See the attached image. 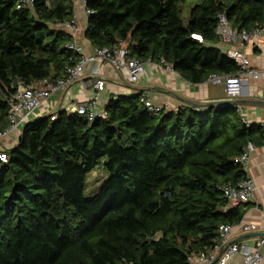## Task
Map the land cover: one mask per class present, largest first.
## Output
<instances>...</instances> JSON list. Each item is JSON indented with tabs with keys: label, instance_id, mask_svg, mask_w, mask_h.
Segmentation results:
<instances>
[{
	"label": "trees",
	"instance_id": "trees-1",
	"mask_svg": "<svg viewBox=\"0 0 264 264\" xmlns=\"http://www.w3.org/2000/svg\"><path fill=\"white\" fill-rule=\"evenodd\" d=\"M85 1L92 48L127 43L128 58L163 61L192 84L238 70L218 47L219 14L237 30L264 24V0H193L186 24V0ZM72 19V0H0V130L17 81H54L80 60L56 27ZM141 95L110 97L92 122L61 109L24 125L0 161V264H191L220 245L219 226L240 223L247 204L222 188L246 179L236 159L264 145L263 127L236 105L153 112ZM97 165L107 177L85 199Z\"/></svg>",
	"mask_w": 264,
	"mask_h": 264
},
{
	"label": "built area",
	"instance_id": "built-area-1",
	"mask_svg": "<svg viewBox=\"0 0 264 264\" xmlns=\"http://www.w3.org/2000/svg\"><path fill=\"white\" fill-rule=\"evenodd\" d=\"M12 1L15 2L16 8L30 7L32 5V0ZM80 1L84 6L86 1ZM84 13L87 16L91 12L84 9ZM217 19L216 35H218L221 45H224L225 54L235 63L238 70L235 74L231 75H210L205 82L213 85L222 84L227 99H238L241 95L243 83L249 78L256 79L259 75H264V72L260 73V71L252 69L245 54L241 50L232 47V45L235 43L243 44L258 37L264 30V24L251 31H245L232 28L224 14H219ZM56 27L71 33L73 42L66 44V47L80 54V60L74 65L66 66L63 77L54 81L43 80L38 83L27 85H24L21 81L16 82L15 87H13V93L5 97V102L8 106L7 126L4 130H0V143L4 141V139L11 137L12 134L18 131L21 132L25 124L35 120L38 116L35 112L53 95L57 93L67 94L71 84L82 80L85 68L88 65H92L89 74L96 76L93 83V92L89 99L79 102L69 111L85 116L89 122L106 115L104 108L99 105L100 94L104 90V80L99 74V64L105 63L111 65L116 70L120 71L130 84L136 83L145 73V62L134 58H128V49L126 46H123V43H119V45L113 48H93L90 54H82L81 48L74 42V34L77 32L74 20L57 23ZM192 37L196 38L199 42L202 41L200 36L192 35ZM159 63L161 65L165 64L168 70H171L170 65L163 61ZM140 100L150 111H167L166 106L153 104L147 99L146 95L142 94ZM56 112L57 111L46 110L41 116L49 115L50 119L53 120ZM241 119L247 125L249 124L244 118L241 117ZM259 124L264 129V123ZM5 149H9V147L7 148L0 144L1 162H6ZM253 150L254 146L251 143H247L236 161L245 167L249 155ZM254 190L255 186L249 177H246V179L236 185L228 184L222 188L223 195L232 204L250 201L253 197ZM243 228L251 230L254 229V225L247 224ZM232 229L233 226L231 225H221L217 230L220 246H223V251L217 259V264H235L236 257L240 258V264H260V250L264 248V237L258 238L253 246L239 243L228 245L227 241ZM194 257H197L201 264H209L213 260L214 254L191 255L188 257L190 263L193 261Z\"/></svg>",
	"mask_w": 264,
	"mask_h": 264
},
{
	"label": "crops",
	"instance_id": "crops-1",
	"mask_svg": "<svg viewBox=\"0 0 264 264\" xmlns=\"http://www.w3.org/2000/svg\"><path fill=\"white\" fill-rule=\"evenodd\" d=\"M73 20L77 28L74 34V42L81 48L82 54H90L93 50L89 42L84 38L87 16L84 13V6L80 0H72ZM224 51V45L218 44ZM232 47L241 50L249 60L252 69L264 72V30L262 33L243 44L235 43ZM99 66L100 77L104 80V90L100 94L99 105L103 107L105 102L115 95H129L141 93L146 95L147 99L155 105L166 106L167 111H176L182 107H207L209 103L227 99L222 84H209L206 82L192 84L184 80L172 67L168 70L165 64L159 62L147 61L144 63L145 73L134 84H130L124 75L111 65L101 63ZM92 65L85 68L81 81H76L68 88L67 94L57 93L49 98L43 106L35 113L36 119L41 118L46 110L69 111L74 105L90 98L93 92V83L96 76L89 74ZM247 102L243 105H237L240 116L248 123H264V75H259L256 79L249 78L243 83L241 95L238 98ZM21 132H16L4 139L0 144L4 147H13L16 145ZM247 177H249L255 190L239 224L233 226L228 237L227 243H239L253 246L259 236L253 233L264 232V145L255 148L250 153L248 161L244 167ZM254 225V229L246 230L245 225ZM219 245L214 250L209 251L214 254V258L220 251ZM201 255V254H200ZM261 261L264 264V248L260 250ZM197 256V255H196ZM213 260L209 263L211 264ZM191 264H201L197 257L193 258ZM217 264V261L214 263ZM235 264H240V258L236 257Z\"/></svg>",
	"mask_w": 264,
	"mask_h": 264
},
{
	"label": "rangeland",
	"instance_id": "rangeland-1",
	"mask_svg": "<svg viewBox=\"0 0 264 264\" xmlns=\"http://www.w3.org/2000/svg\"><path fill=\"white\" fill-rule=\"evenodd\" d=\"M192 2L193 0H186L180 5V18L183 24H186L188 21L189 7ZM123 46H126L127 48V43H123ZM106 177L107 174L104 172L102 166L97 165L92 171H90L86 177L84 198H91L97 188L101 186Z\"/></svg>",
	"mask_w": 264,
	"mask_h": 264
},
{
	"label": "water",
	"instance_id": "water-1",
	"mask_svg": "<svg viewBox=\"0 0 264 264\" xmlns=\"http://www.w3.org/2000/svg\"><path fill=\"white\" fill-rule=\"evenodd\" d=\"M247 102H254L256 103L257 101H244V100H240V99H225V100H221V101H215L213 103H209L207 106H219V105H243L246 104ZM259 237H264V232L263 233H253ZM233 241L227 243L228 245L232 244ZM223 251V246L220 248L219 253L217 254V256L215 257V259L213 260V262L211 264H214L217 259L220 257L221 253Z\"/></svg>",
	"mask_w": 264,
	"mask_h": 264
}]
</instances>
